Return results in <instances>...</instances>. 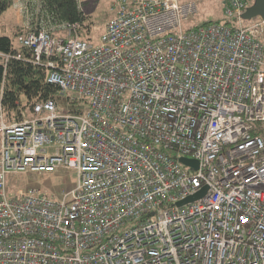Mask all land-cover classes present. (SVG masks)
Wrapping results in <instances>:
<instances>
[{"label":"built area","instance_id":"2783aa9c","mask_svg":"<svg viewBox=\"0 0 264 264\" xmlns=\"http://www.w3.org/2000/svg\"><path fill=\"white\" fill-rule=\"evenodd\" d=\"M221 2L225 21L185 27L193 1L112 0L91 42L13 0L29 60L83 107L8 122L0 103V264H264V20ZM58 168L59 197L8 180Z\"/></svg>","mask_w":264,"mask_h":264},{"label":"trees","instance_id":"16d2710c","mask_svg":"<svg viewBox=\"0 0 264 264\" xmlns=\"http://www.w3.org/2000/svg\"><path fill=\"white\" fill-rule=\"evenodd\" d=\"M12 2L13 0H0V15L12 5ZM39 4L41 16L48 15L52 23L78 22L77 35L82 39L96 42L88 37L89 26H86L88 16L84 14L78 0H39ZM210 21L219 22L225 19L207 20L201 24ZM55 31L61 33L66 30L59 28ZM26 32L27 29L12 26L11 34H7L6 28L0 24V51L13 53L19 49L22 53L20 58L10 57L6 64L0 61V103L5 120L10 122L20 119L22 112L31 115L33 104L48 98L56 100L59 111H80L83 107L82 102L61 94L57 85L47 81L48 68L29 60L31 50L17 41V36Z\"/></svg>","mask_w":264,"mask_h":264},{"label":"rangeland","instance_id":"374dc122","mask_svg":"<svg viewBox=\"0 0 264 264\" xmlns=\"http://www.w3.org/2000/svg\"><path fill=\"white\" fill-rule=\"evenodd\" d=\"M112 0H78L84 14L88 16L86 26H89L88 37L92 41H96L100 36L105 22L110 18L111 11L109 4ZM193 1L196 4V11L189 16L184 22L185 27H193L207 20H224V7L221 0H180ZM253 0H250V4ZM21 20L19 10L9 7L0 15V24L6 28L7 34H11V27H18V21ZM249 23V20H244ZM62 35H66L65 31H61ZM191 159V158H189ZM183 163V161H181ZM189 169H196L198 163L194 160V164H187ZM8 180L17 186L38 185L46 189L48 192L60 196L61 189H70L76 183V172L69 168H58L55 171L43 172H24L14 173L8 176Z\"/></svg>","mask_w":264,"mask_h":264},{"label":"water","instance_id":"95a60500","mask_svg":"<svg viewBox=\"0 0 264 264\" xmlns=\"http://www.w3.org/2000/svg\"><path fill=\"white\" fill-rule=\"evenodd\" d=\"M255 16H260L264 20V0H253L252 4H250L248 7H246L245 11L242 14V17L245 20H248L250 18H253ZM180 161H183L184 164H194L193 159H189L186 157H180ZM206 190V186H203L198 192L194 194H190L183 199L179 200L177 202L178 205L187 203L189 201H192L204 194Z\"/></svg>","mask_w":264,"mask_h":264},{"label":"crops","instance_id":"0c3cea01","mask_svg":"<svg viewBox=\"0 0 264 264\" xmlns=\"http://www.w3.org/2000/svg\"><path fill=\"white\" fill-rule=\"evenodd\" d=\"M11 7H12V5H11Z\"/></svg>","mask_w":264,"mask_h":264}]
</instances>
